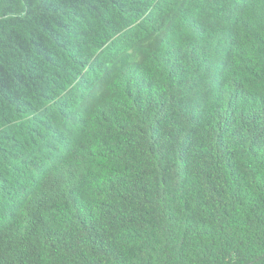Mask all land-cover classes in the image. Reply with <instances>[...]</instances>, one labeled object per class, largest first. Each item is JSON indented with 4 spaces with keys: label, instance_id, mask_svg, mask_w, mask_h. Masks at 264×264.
Segmentation results:
<instances>
[{
    "label": "trees",
    "instance_id": "16d2710c",
    "mask_svg": "<svg viewBox=\"0 0 264 264\" xmlns=\"http://www.w3.org/2000/svg\"><path fill=\"white\" fill-rule=\"evenodd\" d=\"M0 264H264V0H0Z\"/></svg>",
    "mask_w": 264,
    "mask_h": 264
}]
</instances>
